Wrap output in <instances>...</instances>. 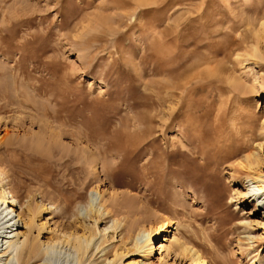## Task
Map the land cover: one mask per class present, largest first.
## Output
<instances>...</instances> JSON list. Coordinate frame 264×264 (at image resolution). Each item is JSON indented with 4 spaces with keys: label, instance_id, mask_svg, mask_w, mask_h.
<instances>
[{
    "label": "rangeland",
    "instance_id": "374dc122",
    "mask_svg": "<svg viewBox=\"0 0 264 264\" xmlns=\"http://www.w3.org/2000/svg\"><path fill=\"white\" fill-rule=\"evenodd\" d=\"M263 23L264 0H0V184L22 213L28 245L84 227L110 259L143 264L124 225L114 231L112 218L89 212L98 186L104 198L141 200L152 220L175 221L169 230L208 264H264V200L258 206L247 193L250 177L264 183ZM118 136L134 138L143 159L122 160ZM173 149L192 156L176 167L182 156L157 154ZM147 154L175 168L158 186L120 169L117 184L104 185L102 159L131 168ZM151 189L174 198L149 203ZM124 216L114 215L128 224ZM159 241L149 264L159 263ZM51 246L33 263L77 264L62 244ZM162 256L165 264L175 257ZM6 259L19 264L15 250Z\"/></svg>",
    "mask_w": 264,
    "mask_h": 264
},
{
    "label": "bare ground",
    "instance_id": "6f19581e",
    "mask_svg": "<svg viewBox=\"0 0 264 264\" xmlns=\"http://www.w3.org/2000/svg\"><path fill=\"white\" fill-rule=\"evenodd\" d=\"M262 26H263L262 32L264 34V23L262 24ZM251 55H252V53H251ZM78 57L80 58V55H78ZM2 119H4V118H2ZM131 138L132 137H127V136L115 137L114 141L113 140L112 141L115 142V144H116L115 146H117L118 148H116L114 145L113 146L115 148L112 146H110V147L114 148L118 152L121 151L120 154L122 153V158L124 157L122 160L125 159L124 161L128 160V162H131V163L133 162L135 164V163H137V161H140L144 155L141 154L142 151L134 152L137 148L136 146H139V145H137V143H136V146H135L136 148L133 147V148H135V149H133L132 146L134 145V141L132 139H134V138H132V139ZM135 141L137 142V140H135ZM0 143H1V138H0ZM138 143H139V141H138ZM109 145H111V144H109ZM104 149L105 148H103L102 151H99L100 155L103 154ZM144 149L146 150L148 148L144 147ZM81 150H82V148H81ZM138 150H139V148H138ZM74 151H76V150H74ZM104 152H109V150L108 151L104 150ZM149 152H150V150H149ZM157 152H158L157 154L165 155L167 158L169 156L171 157L173 154H177V155L182 156V159H180L178 161H175V162L171 161V163L173 165H175L176 167L177 166L180 167V166L185 165L186 160L192 156L188 153L183 152V150H181V149L180 150L179 149H173L172 151H157ZM110 153H111V151H110ZM77 154L79 155V153H77ZM148 154H147V158H148ZM81 156H83V155H81ZM87 156H89V154ZM96 156L97 157H95V158L93 156H92V158L90 157L92 163H95V160L99 159L98 155H96ZM153 157L154 156H151L146 161L144 160L145 162H142L141 164H136L135 167H134V165H133V167L129 165L131 168H128L127 166H125L126 165L125 163H124L125 165L123 166L122 165L123 162H121L122 160L120 161L121 162L120 165H114L109 160H106L109 162H103L104 159H102L100 162H101V171H102V177H103L102 180L104 181V185H106L109 188H113L117 183H115L116 181H114L111 178L112 173L114 172V170L117 171V169H120L118 171L122 170V172L125 174L124 176H127V179L131 182L134 181V182L143 183V184L146 183V185L147 186L150 185V187L153 185L158 186L157 183L160 182L161 179H164L166 176L171 175L170 173H172V171H174L175 168L172 167L173 165L170 166L169 165L170 162H167V161L161 162V165H160L159 163H157L158 161L157 162L155 161L156 156L154 157V161L152 160ZM78 158L79 157H77V159ZM84 158H85V156H84ZM90 158L88 160H90ZM163 159H165V158H163ZM246 161L247 162H246V164L243 165V167H250L253 163V162H251L250 155L246 156ZM65 163L66 162H63L62 165H65ZM97 163H98V161H97ZM126 163H127V161H126ZM203 166L204 165H202V168H203ZM159 167H161L162 170H158ZM119 174H120V172H119ZM121 176H122V173H121ZM248 176L249 175H247L246 178ZM96 177H95V179L99 180L100 176L97 177L98 179ZM181 177H184V175L179 176V178H181ZM123 178H125V177H123ZM166 180H169V179H166ZM249 180H251L250 184H253V186H251L252 189L249 188L247 190V193L250 192L251 195H254V197H257L256 202H257L258 206L262 205L261 203L264 200V183L262 185H260L259 180L253 179L251 177L249 178ZM249 180H247V181H249ZM105 181H106V183H105ZM181 184H182V182H181ZM163 185L165 186V183ZM153 187H151V188H153ZM156 188H159V187H156ZM154 190H155V188H154ZM154 190H152L151 192L153 193ZM92 191L94 192V194L92 193ZM162 191L164 192L163 189H162ZM153 194H154L153 197L148 198L149 203L152 201L153 202L163 201V200H167V201L170 200L171 201L172 198H174V197H170V195L165 196V194L164 195L161 194L160 189L158 191H155ZM256 194H259V196H256ZM96 196L100 197V200L98 201V203H96L97 205L95 204V201L97 199ZM151 196H152V194H151ZM147 197H149V196H147ZM145 198L146 197H144L143 200H146ZM139 201L141 202V200H139ZM140 202H138V203H140ZM13 203H14V198H13V194L11 193V191L8 189V187L0 184V222L2 221V223H1L2 226L0 228L5 229L2 231L0 230L1 231L0 232V247H2L5 243H8L7 247L12 249L10 252H8V250H9L8 248L7 249L4 248L3 250H0V261L2 260V257L5 256L4 262H2L1 264L6 263V261H7L6 258L14 250H15L16 259H17L19 264H32L33 261L36 260V258L39 259V257H43L47 248L53 244H62V246H64V248H65V251L68 253V255H71L72 261L74 260L73 259L74 256H72V255L73 254L76 255L77 264H120V263H118L119 261L116 258V254H114L112 259H110L106 255L105 252H102L103 250H100V246H102L104 241L93 242V244H92V241L96 236L95 231L88 229V228H84V227H81V228H79V227L78 228L77 227L71 228L70 227V229L63 230L62 238L57 237L56 240H54V241H52L50 239L46 243V245L38 244L36 242H33L32 244L28 245V238H27L26 233H24L22 231H18L19 228L21 227V225H23V222L21 221V219H23L22 213L21 212H15V209L13 207ZM138 203H136L134 201L133 197L129 196L127 193H117L114 191H113V193L109 194L108 198H104V191L103 190L100 191L98 186H95L91 189V192L89 194V207L88 208H89V212H93V214L95 215V220L97 219L96 217H98L99 220H105L108 218H112V226L114 228V231L116 229H118L119 227H121V225H124L126 227L128 233H129V236L131 237V240L134 241L132 243L133 248H134L133 250H137L138 252H141V254H142V257L144 260L143 264H149V262H147L145 259H147L148 255L153 250V247H152L153 241H155V239H158V238H160V241L158 242V244H159L158 249L160 250V252H159L160 258H158V260H157V261H159V263H151V264H165L163 262L164 256H162V254L169 256V253H173L175 257H174V260L172 262L167 263V264H208V261L205 257V254H203V252L200 250V248L196 247V245H194L192 243V241L190 242V239L185 240V238L184 239L181 238L182 236L175 234L176 228H174V229L171 228L169 230V228L172 227L173 224H175V221H173L172 219H169V218L164 219V218H156V217H154V220H152L150 214L146 215L147 210L146 211L142 210L144 205L142 206V209H141L140 206L137 205ZM175 204H176V202H175ZM120 212L125 214V216H124L125 218H130L132 220L127 224V222L125 223V221L123 223L124 219L121 220L119 218H115L114 215L116 213H120ZM29 213H30V210H29ZM262 215L264 217V212H262ZM21 222H22V224H21ZM151 222H153V223L151 224ZM143 223H145V224L150 223V225L147 224L148 226H145V224H143ZM24 224L26 225V224H28V222L24 221ZM112 226L111 225L104 226L102 231H104V233H105V231H107ZM168 233H170L172 235L169 234V236H168L167 235ZM113 234L114 233L109 234V232H108V234H107L108 236H107L105 241L112 239L114 237ZM21 237H23V239L19 240ZM208 237L210 239L211 236L208 234ZM204 238H205V236H204ZM99 253H101V254L98 256ZM85 255H88L90 258L93 257V259L90 260L89 263H85V261H86V260H84ZM122 256H123V252H121L120 257H122ZM24 257L26 259H24ZM99 258L101 259L100 261H98ZM126 264H136V261L128 262Z\"/></svg>",
    "mask_w": 264,
    "mask_h": 264
}]
</instances>
